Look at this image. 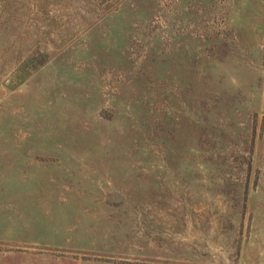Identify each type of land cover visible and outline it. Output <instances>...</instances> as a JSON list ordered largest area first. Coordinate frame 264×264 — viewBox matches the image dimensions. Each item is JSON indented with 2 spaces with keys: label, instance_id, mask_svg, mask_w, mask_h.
<instances>
[{
  "label": "rangeland",
  "instance_id": "1",
  "mask_svg": "<svg viewBox=\"0 0 264 264\" xmlns=\"http://www.w3.org/2000/svg\"><path fill=\"white\" fill-rule=\"evenodd\" d=\"M0 264H264V0H0Z\"/></svg>",
  "mask_w": 264,
  "mask_h": 264
}]
</instances>
